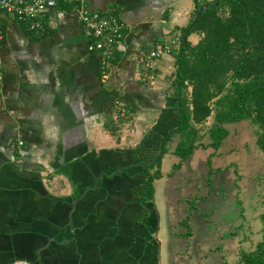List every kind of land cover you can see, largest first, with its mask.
<instances>
[{
    "label": "crops",
    "instance_id": "1",
    "mask_svg": "<svg viewBox=\"0 0 264 264\" xmlns=\"http://www.w3.org/2000/svg\"><path fill=\"white\" fill-rule=\"evenodd\" d=\"M84 4L123 22L117 62L107 77L73 5L57 2L44 32L11 16L3 21L0 264L233 261L243 237L236 228L247 219L239 213L224 216L222 227L215 224L224 199L210 190L211 182L221 188L231 159L222 143L215 148L201 137L181 156L178 147L189 142L182 129L161 140L177 126L174 51L156 59L153 81L142 80V57L180 38L194 16V0ZM121 104L125 112L116 117ZM213 239L216 244L206 246ZM192 245L199 263L187 257ZM252 250L240 251V259Z\"/></svg>",
    "mask_w": 264,
    "mask_h": 264
},
{
    "label": "trees",
    "instance_id": "2",
    "mask_svg": "<svg viewBox=\"0 0 264 264\" xmlns=\"http://www.w3.org/2000/svg\"><path fill=\"white\" fill-rule=\"evenodd\" d=\"M58 2L73 5L65 0ZM203 4L206 7L188 32V36L197 33L200 37L194 44L187 39L182 47V35ZM194 7V16L183 28L174 52L172 85L177 96L173 105L177 126L161 140L169 139L173 131L204 122L215 100L219 108L212 146L217 148L228 134L223 124L250 119L261 129L256 144L264 154V0H194ZM188 141L178 147L181 156L189 155L195 147V138ZM164 151L162 146L158 164ZM262 220V240L252 251L241 253V264H264V214Z\"/></svg>",
    "mask_w": 264,
    "mask_h": 264
},
{
    "label": "rangeland",
    "instance_id": "3",
    "mask_svg": "<svg viewBox=\"0 0 264 264\" xmlns=\"http://www.w3.org/2000/svg\"><path fill=\"white\" fill-rule=\"evenodd\" d=\"M199 37L200 34L192 33L191 37L188 36V40L191 38L189 41L194 44L198 41ZM179 41L180 39H177V42ZM176 51L177 49L174 50V52ZM212 108L213 111L211 115L202 122L201 125L195 124L183 127L182 131L184 136L188 133V137H193L196 140L201 137V143H204L205 145H207L208 142H213L214 138L209 137V135L212 134V129L217 126L215 113L219 108L215 100L212 102ZM223 126L228 129V134L222 139L223 142L221 141L223 144L222 152L223 155H226L228 158L226 161L231 159L232 163L229 165V172L226 173V180H221V183L219 182L221 188L217 187L215 190L216 186L212 182L210 184V190L212 191L213 189L211 194L217 195L218 193H221V199H224V201L219 203V208L215 209L212 219L215 224L222 227V221L225 218L224 216L227 218H235L238 217L239 213L245 214L247 224L242 223L241 226L238 225L236 228L238 233L241 230L243 233V237H238L237 240L236 258L230 262L225 258H221L219 263L240 264V251L254 249L258 242L262 240V215L264 214V154L256 144L261 129L250 119L223 124ZM217 177L219 176L217 175ZM231 179H234V184H232L233 182ZM201 180L202 177L199 182H201ZM210 198L213 199L211 195ZM236 199L240 203L237 202ZM213 200L218 202L217 197ZM193 202L194 198L192 197L188 202L189 207H193ZM239 204L241 208L243 206V209L239 207ZM195 216L196 213L190 216L193 217V221L195 220ZM212 237H217V235ZM197 243L199 242L195 241V244ZM215 244V239L208 240L206 246H212ZM197 254L199 253L195 252L193 247V251L190 252V255L186 256L190 258L192 257V260L196 263L199 261L198 257H194Z\"/></svg>",
    "mask_w": 264,
    "mask_h": 264
},
{
    "label": "built area",
    "instance_id": "4",
    "mask_svg": "<svg viewBox=\"0 0 264 264\" xmlns=\"http://www.w3.org/2000/svg\"><path fill=\"white\" fill-rule=\"evenodd\" d=\"M65 1L73 3L80 22L91 33L92 40L88 49L99 56L101 74L107 77L113 69L115 51L123 36V22L114 13L103 14L88 10L84 0ZM57 2L58 0H0V39L4 32L3 21L7 16L13 17L20 23H26L31 30L44 32L50 22L49 13L56 8ZM177 39L159 44L142 57V80L145 83L153 81L157 76L156 59L162 54L178 49ZM124 112L125 109L120 106L115 115L117 117ZM13 264L28 263L19 261Z\"/></svg>",
    "mask_w": 264,
    "mask_h": 264
},
{
    "label": "water",
    "instance_id": "5",
    "mask_svg": "<svg viewBox=\"0 0 264 264\" xmlns=\"http://www.w3.org/2000/svg\"><path fill=\"white\" fill-rule=\"evenodd\" d=\"M206 5H201L199 10H198V13L197 15L195 16V18L193 19V21L189 24V26L187 27V29L184 31L183 35H182V39H181V46H185L186 43H187V39H188V32L189 30L194 26L195 22H196V18L198 16V14L203 10V8H205Z\"/></svg>",
    "mask_w": 264,
    "mask_h": 264
},
{
    "label": "flooded vegetation",
    "instance_id": "6",
    "mask_svg": "<svg viewBox=\"0 0 264 264\" xmlns=\"http://www.w3.org/2000/svg\"><path fill=\"white\" fill-rule=\"evenodd\" d=\"M195 145V144H194ZM196 146V145H195Z\"/></svg>",
    "mask_w": 264,
    "mask_h": 264
}]
</instances>
